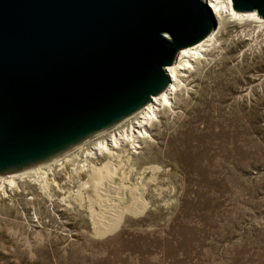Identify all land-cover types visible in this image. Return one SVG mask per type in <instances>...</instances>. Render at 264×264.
Wrapping results in <instances>:
<instances>
[{"label": "rangeland", "instance_id": "1", "mask_svg": "<svg viewBox=\"0 0 264 264\" xmlns=\"http://www.w3.org/2000/svg\"><path fill=\"white\" fill-rule=\"evenodd\" d=\"M259 18L222 17L203 57L181 78L172 107L151 125V137L137 151L125 146L133 181L145 172L144 206L117 208L112 228L98 234L88 192L78 195L107 156L84 157L136 114L44 166L42 182L33 175L12 185L0 181V264H264Z\"/></svg>", "mask_w": 264, "mask_h": 264}, {"label": "water", "instance_id": "2", "mask_svg": "<svg viewBox=\"0 0 264 264\" xmlns=\"http://www.w3.org/2000/svg\"><path fill=\"white\" fill-rule=\"evenodd\" d=\"M232 3L264 19V0ZM217 27L206 0H0V178L131 118Z\"/></svg>", "mask_w": 264, "mask_h": 264}, {"label": "bare ground", "instance_id": "3", "mask_svg": "<svg viewBox=\"0 0 264 264\" xmlns=\"http://www.w3.org/2000/svg\"><path fill=\"white\" fill-rule=\"evenodd\" d=\"M232 5V0H210V7L214 9L218 24L221 23V19L224 16H230L238 20L246 18L260 20L255 12H238L233 9ZM215 31L216 29L201 42L181 50L176 58V63L167 67L166 72H168L167 75L170 81L167 88L159 96L151 97V104L136 113L135 121L130 122L128 127L126 126V128L112 133L106 141L97 142L92 147V152L85 154L84 158L107 156V162L98 167L90 168L91 175L89 177L91 179L86 183H82V185L80 184L81 191L80 194L78 193L83 198L82 192H88L87 199L90 203V216L95 223V230L98 234H102L104 230L113 227L117 217V208L131 212L138 211L144 206L141 186L145 184V172H142L139 177L135 178L136 181H133L131 171L123 164L125 160L124 148L126 145H131L137 151L144 139L151 137V125L159 120L160 113L164 108L172 107L174 95L179 91L182 82L181 78L186 76L185 71L192 68L194 61L203 57L205 48L214 36ZM123 123L117 127L121 128L120 126ZM109 132H106V134ZM66 161L73 162L75 159L71 158ZM57 162L59 160L48 164V166L50 167L51 164H56ZM85 162V165L81 168L82 170L88 166L89 160L85 159ZM43 167L8 176L6 179L2 177L0 181L12 185L15 184L17 179L32 175L38 181H41L43 179L41 175ZM49 188L48 183L42 185L44 192H49Z\"/></svg>", "mask_w": 264, "mask_h": 264}, {"label": "built area", "instance_id": "4", "mask_svg": "<svg viewBox=\"0 0 264 264\" xmlns=\"http://www.w3.org/2000/svg\"><path fill=\"white\" fill-rule=\"evenodd\" d=\"M208 7L211 9L213 15L215 16L214 9L210 7V0H206ZM233 7V5H232Z\"/></svg>", "mask_w": 264, "mask_h": 264}]
</instances>
